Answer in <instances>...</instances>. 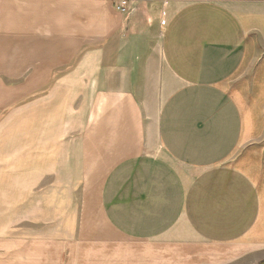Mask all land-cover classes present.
Segmentation results:
<instances>
[{"label": "crops", "instance_id": "0c3cea01", "mask_svg": "<svg viewBox=\"0 0 264 264\" xmlns=\"http://www.w3.org/2000/svg\"><path fill=\"white\" fill-rule=\"evenodd\" d=\"M0 264H264V0H0Z\"/></svg>", "mask_w": 264, "mask_h": 264}, {"label": "built area", "instance_id": "2783aa9c", "mask_svg": "<svg viewBox=\"0 0 264 264\" xmlns=\"http://www.w3.org/2000/svg\"><path fill=\"white\" fill-rule=\"evenodd\" d=\"M117 8L118 9H123V6L122 5H118Z\"/></svg>", "mask_w": 264, "mask_h": 264}]
</instances>
